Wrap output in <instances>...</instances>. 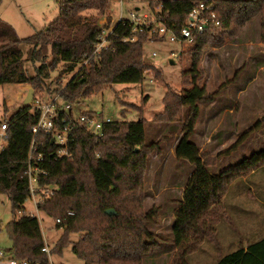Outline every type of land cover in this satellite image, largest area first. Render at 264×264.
I'll return each instance as SVG.
<instances>
[{
	"label": "trees",
	"instance_id": "trees-1",
	"mask_svg": "<svg viewBox=\"0 0 264 264\" xmlns=\"http://www.w3.org/2000/svg\"><path fill=\"white\" fill-rule=\"evenodd\" d=\"M202 2L215 4L221 24L209 25L204 33L197 34L195 49L199 51L215 38L217 30L234 33L239 22L264 12V0H157L155 4L150 2V14L180 33L191 10ZM58 8L59 13L48 24L26 37L20 36L0 17V85L33 83L43 87L60 62L64 63V72H74L80 66L64 87L56 91L69 104L89 98L114 83L143 82L151 65L143 58L144 42L159 23L144 25L142 30L134 32V24L123 18L108 35L107 45L98 50L97 44L105 29L96 17L84 15L83 11L94 8L106 14L110 2L61 0ZM125 37H134V40L123 41ZM24 45H29L28 57H25ZM49 51L53 59L47 63L45 57ZM26 60L34 65L40 62L35 65V73L28 71ZM199 61L198 57L193 60L194 71L198 70ZM207 98L206 87L196 83L182 93L170 91L165 95L169 111L177 106H188L191 110L184 135L176 146V155L195 166L175 215V244L178 252L181 251L175 258L177 264H189L188 254L197 247L194 242L213 230L207 215L222 202L234 178L259 169L264 162V151H261L218 175L209 170L207 159L191 141L198 102ZM84 113L100 116L95 112ZM40 114V109L26 104L7 120V144L0 151V193L9 196L14 214L24 210L31 195L25 171L34 139L33 126ZM103 132L99 136L89 129H81L76 143L70 147L72 154L60 159L56 158L52 135L40 132L36 136L44 153L43 167L48 172L40 175V187L55 189L54 195L38 204V209L55 215L56 220L60 218L58 226L66 228L67 233L86 231L73 245L74 252L85 264H146L147 254L157 247L158 241L152 239L147 226L154 210L144 208L142 177L146 154L156 145L142 147L146 139L142 118L104 122ZM110 208L116 209V213L108 214L106 210ZM8 233L15 257L52 264L47 252L42 250L45 240L38 216L24 213L9 223ZM65 244L59 246L60 251ZM214 264H264V238L250 242L247 250L241 246L224 254Z\"/></svg>",
	"mask_w": 264,
	"mask_h": 264
},
{
	"label": "rangeland",
	"instance_id": "rangeland-1",
	"mask_svg": "<svg viewBox=\"0 0 264 264\" xmlns=\"http://www.w3.org/2000/svg\"><path fill=\"white\" fill-rule=\"evenodd\" d=\"M59 1L0 0V17L20 36L26 37L43 28L59 13ZM108 1L110 8L106 14L94 8L83 11L84 15L98 19L105 29L103 36L121 15L128 18L136 7L140 13H150V2L155 4L157 0ZM23 48L26 54L29 45ZM197 57L200 61L198 70L194 71L193 60ZM143 58L151 64L143 82L111 84L103 91L73 103V112L76 116L95 112L114 121L144 120L146 139L142 147H156L145 158L143 205L147 210H154L153 219L147 226L153 234L152 239L158 241L157 247L147 254L146 264H177L175 258L181 251L178 252L175 244V215L195 166L176 155V146L184 135L191 110L188 106H177L169 111L165 106V95L170 91L182 93L195 83L206 87L209 98L198 102L199 112L191 141L198 145L209 163V170L216 175L264 151V12L239 22L234 33L217 30L215 38L206 42L200 51L195 49V41H171L161 38L157 31L153 32L144 42ZM45 59L47 63L52 61L51 51ZM35 65L30 60L25 62L30 73H35ZM63 69L64 63L60 62L43 87L33 83L0 85V122L10 119L26 105L25 99L31 88L35 90L34 99L48 100L58 96L80 66L74 72ZM58 102L65 104L61 98ZM31 105L34 106L33 102ZM6 144L5 136L0 133V151ZM251 171L253 169L234 178L227 188V198L207 215L213 230L194 242L197 247L188 254L189 264H214L224 254L264 232V205L259 202L264 195L258 187L254 190L244 181ZM24 213L39 217L45 244L49 245L47 256L52 264H85L74 252L73 245L86 231L67 233L66 228L58 226L55 215L36 207L32 197L27 199L23 211L14 214L9 196L0 193V251L12 252L8 225ZM65 239L68 240L65 242ZM63 243H66L65 247L60 251L59 246Z\"/></svg>",
	"mask_w": 264,
	"mask_h": 264
},
{
	"label": "built area",
	"instance_id": "built-area-1",
	"mask_svg": "<svg viewBox=\"0 0 264 264\" xmlns=\"http://www.w3.org/2000/svg\"><path fill=\"white\" fill-rule=\"evenodd\" d=\"M150 13L142 12L138 10L131 11L128 19L134 24L133 31L137 32L142 30L144 25L159 23L153 32H158L161 38H168L171 41H196L197 34H202L205 32L209 25H220L221 21L218 18L217 11L215 10V4H206L204 2L195 6L188 18V22L183 26L181 32L178 33L172 27L167 26L165 23L158 22L155 17L150 19ZM122 15L118 18L117 22L123 19ZM116 22V23H117ZM115 26V25H114ZM114 26L101 36V41L97 44V49H101L104 45L108 43V35L112 33ZM105 32V30H104ZM152 32V33H153ZM132 41L134 37H125L123 41ZM154 55L157 52L153 53ZM59 95L56 97H51L48 100H41L39 97L35 98L33 101L34 107L41 110V114L38 122L33 126L34 139L31 145L29 153V164L25 171V174L29 178V189L30 197L34 198L36 207L38 204L44 203L49 197L54 195L55 189L52 188H41L39 184V177L42 174H47V169L43 167L44 153L40 150L41 142L37 141L36 136L43 132L46 135H52V142L56 145L55 155L57 159L63 158L65 156H70V147L76 143L78 138V133L81 129H89L96 135H103V124L104 122L112 121L111 118H102L98 115H88L86 113H81L76 116L73 112V105L65 103L61 105L58 102ZM9 127V122L7 120L0 123V133L7 137L6 130ZM54 140V141H53ZM40 188V191L38 190ZM37 196L39 198H37ZM70 214H73L70 211ZM60 222V218L56 220ZM43 251L49 252V245L45 244L42 248ZM0 264H41L40 262H31L27 259H20L15 257L12 252L5 254L0 251Z\"/></svg>",
	"mask_w": 264,
	"mask_h": 264
},
{
	"label": "crops",
	"instance_id": "crops-1",
	"mask_svg": "<svg viewBox=\"0 0 264 264\" xmlns=\"http://www.w3.org/2000/svg\"><path fill=\"white\" fill-rule=\"evenodd\" d=\"M137 8V7H136ZM116 24V23H115ZM114 24V25H115ZM261 167H264V165L263 166H261ZM261 167H259V169H257V170H253V171H251L247 176H245L244 177V181H245V183H248L249 184V186H250V188L252 187H254L253 189L255 190V187H258L259 189H260V193L262 194L263 193V195H264V173L262 172V168ZM212 172V171H211ZM213 173V172H212ZM213 174H217V173H213ZM192 175V174H191ZM189 180V179H188ZM248 181H250V183L248 182ZM251 181H253L254 182V184H253V182H251ZM188 182V181H187ZM187 182H186V184H187ZM186 184H185V186H186ZM184 190H185V187H184ZM225 198H227V193L224 195V197H223V200L225 199ZM259 202L261 203V204H263L264 205V197H262V198H259ZM262 238H264V232L263 233H260V235H258V236H256V238L255 239H248L246 242H244V244L242 245V247H244L246 250L248 249V246H249V243L250 242H254V241H259V240H261ZM237 249V248H236ZM235 249V250H236ZM232 251H234V250H232ZM231 251V252H232Z\"/></svg>",
	"mask_w": 264,
	"mask_h": 264
},
{
	"label": "water",
	"instance_id": "water-1",
	"mask_svg": "<svg viewBox=\"0 0 264 264\" xmlns=\"http://www.w3.org/2000/svg\"><path fill=\"white\" fill-rule=\"evenodd\" d=\"M136 10H139V7H137ZM171 62L174 63V60L171 59ZM34 94H35V90H34L33 88H31V89L29 90V93H28L26 99H25V103H26V104H31V103L33 102V100H34ZM53 141H54V140H53ZM106 212H107L108 214H115V213H116V210L113 209V208H110V209H107Z\"/></svg>",
	"mask_w": 264,
	"mask_h": 264
}]
</instances>
